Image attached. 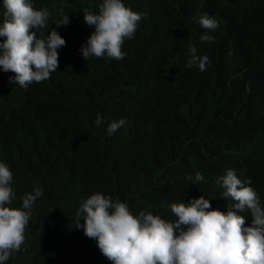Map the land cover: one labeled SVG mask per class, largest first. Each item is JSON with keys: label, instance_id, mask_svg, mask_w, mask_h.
Here are the masks:
<instances>
[{"label": "trees", "instance_id": "obj_1", "mask_svg": "<svg viewBox=\"0 0 264 264\" xmlns=\"http://www.w3.org/2000/svg\"><path fill=\"white\" fill-rule=\"evenodd\" d=\"M48 1L52 10L60 11L98 4V0ZM135 3L152 15L155 45L139 42L120 62L86 61L80 51L85 44L68 30L70 39L59 33L66 45L58 49L59 65L48 80L20 90L8 88L0 77V95L19 98L51 113L39 130L47 143L38 149L29 145L21 124L7 120L0 111L1 162L8 160L7 166L12 165L11 207L22 209L26 194L20 193H30L34 186L43 189V195L25 210L30 219L21 250L13 252L5 264H92L94 256L86 250L89 237L74 222L79 198L87 192L111 195L134 212L165 214L166 203L185 199L191 184L197 181L194 175L186 174L199 171L208 175L216 163L220 136L212 130L198 129L194 117L210 116L223 109L225 103L218 89L241 92L249 77L264 75V0H243L235 16L227 19L223 9L228 0ZM156 4L182 10L184 27H163ZM203 13L212 14L218 23L210 42L199 38L203 30L196 17ZM42 31L45 37L50 34ZM36 34L39 36V32ZM190 45L201 52L196 55L210 56V78L197 77L198 72L186 66ZM150 49L153 52L145 55L144 51ZM1 73L15 76L0 69ZM175 76L185 81L184 94L179 113L171 119L170 107L182 95L158 96L156 88L174 83L167 79ZM190 76L195 80H186ZM90 88L111 98L112 105L91 100ZM3 98L8 97L0 96V105ZM150 110L157 116L150 119ZM98 116L103 119L99 126ZM122 118L125 127L111 135L105 132L108 121L110 124ZM95 140L103 143L96 144ZM67 147L80 149L75 166L65 171L59 153ZM154 163L165 169L154 170L148 176L149 166L154 167ZM13 182L18 183L17 190ZM63 186L72 199L64 196ZM208 194L216 195V191L208 189ZM262 198L264 204V195Z\"/></svg>", "mask_w": 264, "mask_h": 264}, {"label": "clouds", "instance_id": "obj_2", "mask_svg": "<svg viewBox=\"0 0 264 264\" xmlns=\"http://www.w3.org/2000/svg\"><path fill=\"white\" fill-rule=\"evenodd\" d=\"M242 4L243 0H228L223 9L225 19L234 17ZM156 8L163 27L170 30L184 27L182 10L158 4ZM52 17L56 19L50 22ZM196 20L203 30L200 40H213L218 23L212 14H199ZM43 29L50 34L45 37ZM68 30L85 44L80 51L86 61L120 62L139 42L155 45L152 15L135 0H98L96 6L64 11L52 10L48 0H0V38H3L0 69L15 74L1 73V80L8 88L20 90L48 80L59 65L58 49L66 45L59 33L70 39ZM153 49L144 54H151ZM198 52L189 46L186 66L198 72L195 76L210 78L213 73L210 56L196 55ZM195 76L186 80H195ZM167 80L175 82L160 85L156 92L163 97L182 95L170 107L173 119L182 107L185 81L178 76ZM249 80L241 92L218 89L225 103L223 109L210 116L194 117L198 129L212 130L220 136L216 163L208 175L199 171L187 173L197 181L191 184L185 199L166 203L165 214L150 210L134 212L127 203L100 192L92 195L87 192L79 198L74 222L89 237L86 250L94 256L92 264H264V75ZM0 96L8 97L0 105L4 118L20 123L29 145L42 149L47 141L39 130L51 113L19 98ZM89 97L103 106L110 107L113 103L111 98L91 88ZM149 114L150 119L157 116L151 110ZM102 123L98 116L96 124ZM123 127V118L110 124L108 121L105 132L111 135ZM79 149L67 147L60 151L65 171L75 166ZM1 158L0 264H5L13 252L21 250L30 219L25 210L31 209L43 195V189L34 186L32 192L20 193L26 194L23 210L11 207L12 165L7 166L8 160L4 158L7 160L4 163ZM157 169L165 166L150 165L148 176ZM15 184L17 190L18 183L12 186L15 188ZM208 189L216 191V195L208 194ZM63 190L64 196L72 199L66 186Z\"/></svg>", "mask_w": 264, "mask_h": 264}, {"label": "bare ground", "instance_id": "obj_3", "mask_svg": "<svg viewBox=\"0 0 264 264\" xmlns=\"http://www.w3.org/2000/svg\"><path fill=\"white\" fill-rule=\"evenodd\" d=\"M203 80V79H202ZM205 80V79H204ZM203 88V87H202ZM220 88V87H219ZM156 111V110H155ZM145 126V125H144ZM135 127V126H134ZM148 130V129H147ZM166 152V151H165ZM166 154V153H165ZM157 155V154H156ZM202 162V161H201ZM202 170V169H201ZM204 170V169H203ZM207 172V171H206ZM109 177V176H108ZM94 179V178H93ZM96 179V178H95ZM95 181V180H94ZM125 181V180H124Z\"/></svg>", "mask_w": 264, "mask_h": 264}]
</instances>
